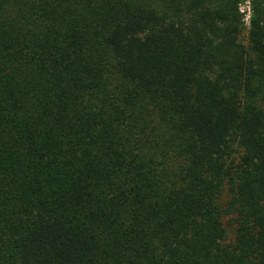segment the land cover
<instances>
[{"label":"trees","instance_id":"16d2710c","mask_svg":"<svg viewBox=\"0 0 264 264\" xmlns=\"http://www.w3.org/2000/svg\"><path fill=\"white\" fill-rule=\"evenodd\" d=\"M243 29L238 0H0V264H264V0Z\"/></svg>","mask_w":264,"mask_h":264},{"label":"rangeland","instance_id":"374dc122","mask_svg":"<svg viewBox=\"0 0 264 264\" xmlns=\"http://www.w3.org/2000/svg\"><path fill=\"white\" fill-rule=\"evenodd\" d=\"M257 3H258V0H238V7L242 15V20H243V25H244V29L242 32V41L245 44H248V35H249L251 20H252ZM229 230L231 233V237H233L235 233L234 231L235 228H233V226H230Z\"/></svg>","mask_w":264,"mask_h":264}]
</instances>
